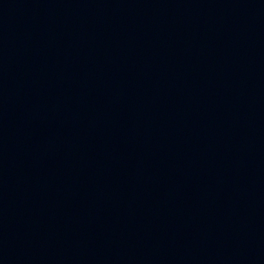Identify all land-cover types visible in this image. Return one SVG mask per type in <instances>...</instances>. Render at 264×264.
I'll use <instances>...</instances> for the list:
<instances>
[{
    "label": "water",
    "instance_id": "1",
    "mask_svg": "<svg viewBox=\"0 0 264 264\" xmlns=\"http://www.w3.org/2000/svg\"><path fill=\"white\" fill-rule=\"evenodd\" d=\"M0 264H264V0H0Z\"/></svg>",
    "mask_w": 264,
    "mask_h": 264
}]
</instances>
